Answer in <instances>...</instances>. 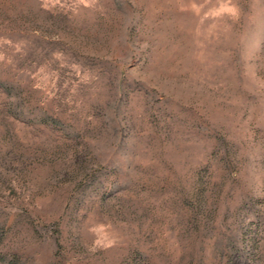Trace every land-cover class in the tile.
I'll return each instance as SVG.
<instances>
[{
    "label": "rangeland",
    "instance_id": "1",
    "mask_svg": "<svg viewBox=\"0 0 264 264\" xmlns=\"http://www.w3.org/2000/svg\"><path fill=\"white\" fill-rule=\"evenodd\" d=\"M0 264H264V0H0Z\"/></svg>",
    "mask_w": 264,
    "mask_h": 264
}]
</instances>
